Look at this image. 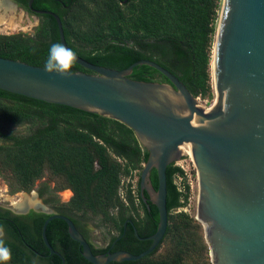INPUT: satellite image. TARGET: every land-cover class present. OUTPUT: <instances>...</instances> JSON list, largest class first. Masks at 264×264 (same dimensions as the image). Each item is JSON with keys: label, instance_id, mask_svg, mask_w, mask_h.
<instances>
[{"label": "trees", "instance_id": "1", "mask_svg": "<svg viewBox=\"0 0 264 264\" xmlns=\"http://www.w3.org/2000/svg\"><path fill=\"white\" fill-rule=\"evenodd\" d=\"M222 5L223 0H130V8L121 11L110 27L72 26L65 29V35L69 47L94 65L121 71L139 61H153L174 74L195 97H211L213 52ZM56 42L60 43L58 28L47 26L36 28L33 37L0 35V57L44 68L49 46ZM78 72L93 74L75 63L72 73ZM130 78L170 83L162 73L147 65L136 67ZM22 125L32 127L29 134H8V127ZM148 157V151L134 132L120 122L0 90V175H11L12 194L31 192L46 172L62 178L63 188L71 190L73 196L66 204L57 201L54 210L72 221L96 220L99 227L113 228L121 238L116 251L140 255L151 245L147 238L157 232L158 209L150 202L149 209L143 201L140 183L142 219L135 217L139 214L132 191H128L124 201L119 194L123 177L131 175L140 164H146ZM175 177L185 178L184 170L176 163L167 169L169 225L160 246L139 261L111 264H180V257L152 258L170 237L181 238L185 232L191 235L194 228L204 233L202 239L210 257L203 225L184 213L173 214L184 208L183 201H187V195L175 184ZM150 180L157 190L156 170L152 171ZM186 191L189 192V187ZM0 215L10 217L11 213ZM29 217L31 224L24 221L27 217L13 218L20 221L26 246L37 248L44 244L43 226L50 216L31 212ZM129 217L135 222L139 237L134 228L125 231ZM2 226L13 237V242L5 243L11 249V264H35L31 251L18 245L21 234L8 222H2ZM47 237L66 264H91L81 251L73 253L72 248L79 249V244L71 239L63 220L49 223ZM104 252L95 251V254ZM53 264H62V260L56 259Z\"/></svg>", "mask_w": 264, "mask_h": 264}, {"label": "water", "instance_id": "2", "mask_svg": "<svg viewBox=\"0 0 264 264\" xmlns=\"http://www.w3.org/2000/svg\"><path fill=\"white\" fill-rule=\"evenodd\" d=\"M53 17L61 44L70 48L61 19ZM75 63L93 74L61 78L42 67L0 57V90L130 128L149 153L140 194L145 203L157 207L160 220L142 254L95 255L74 222L55 214L42 231L51 253L55 251L47 228L55 219L67 224L70 237L91 264L134 262L155 252L169 225L167 169L182 160L180 148L190 143L188 153L199 178L197 220L204 226L212 264H264V0H223L213 52L217 103L209 110L174 74L153 61H139L121 71L78 55ZM143 65L158 70L170 83L131 79L135 68ZM153 170L158 174L157 190L150 180Z\"/></svg>", "mask_w": 264, "mask_h": 264}, {"label": "rangeland", "instance_id": "3", "mask_svg": "<svg viewBox=\"0 0 264 264\" xmlns=\"http://www.w3.org/2000/svg\"><path fill=\"white\" fill-rule=\"evenodd\" d=\"M0 21V35H22L33 37L36 30V24L32 20L31 15L24 14L16 9L7 10L6 8V11H0ZM2 24L4 25L1 26ZM195 98L197 99L198 104L205 110H209L216 105L217 102L213 73L212 96L202 97L200 95ZM31 128L32 127L30 125H22L8 127L7 130L9 131L8 134L23 136L29 134ZM118 161L125 164L122 160ZM144 165L145 164L143 163L140 164L135 170H132L131 175L123 177L121 184L124 198L127 196L129 190L134 192L132 194L136 202L135 204L139 216L135 213H133V216L135 214L137 219H142L144 217V210L138 199L139 183H141V174ZM176 166L180 167L185 172V178L175 177V184L181 192L187 195V201H183V203L186 202L184 208L176 210L173 214L179 215L184 213L191 219L198 221L197 205L199 200V178L192 155L189 153H183L182 160L177 162ZM10 176L11 175L9 173H6L4 176L0 175V206L9 208L16 213H22L32 208V205L29 204H31V201H36V203L38 202L36 196L39 192L44 193L47 197L46 200L52 207H54L57 201L61 204H66L72 197V193L68 189L63 188L64 182L62 178L53 176L49 172L44 174L43 179L36 183L31 192H19L17 194H12ZM186 187H189V192L186 191ZM20 204L27 206L24 209L19 207ZM89 222L92 223V241L97 247H106L112 234H116V236H118L119 232L115 231L111 227L105 226L98 227L99 229H97L96 220ZM191 233V235H188V232H185L184 235L182 234L181 238L177 239H175V237L179 235L170 237L167 242L162 245L161 249L153 256L152 260L166 257H180V264H211V259L202 239L204 233H202L201 229L198 228L192 229ZM180 242L181 244L179 245Z\"/></svg>", "mask_w": 264, "mask_h": 264}, {"label": "flooded vegetation", "instance_id": "4", "mask_svg": "<svg viewBox=\"0 0 264 264\" xmlns=\"http://www.w3.org/2000/svg\"><path fill=\"white\" fill-rule=\"evenodd\" d=\"M6 8L7 10L16 9L20 12H23L24 14L31 15L32 20L36 24L35 26L36 28L40 26L58 28L57 21L53 17V15H56L61 19L65 31V29L70 28L72 26H79L83 28L110 27L111 24L116 23V19L119 18V13L121 11H127V9L130 8V0H0V11L1 12L6 11ZM3 25L4 24H2L1 26ZM66 41L67 43H69L67 38ZM69 191L72 193L71 190ZM36 198L38 199L37 205L35 206L32 205V208L22 213H16L9 208L0 206V214H6L7 212L11 213L10 217H3L0 215V226H2V222H8L13 227L14 231H16L18 234H21V240L19 241L20 243L18 242L17 243L23 250L31 251V255L35 264H53L55 263L56 259H61L62 264H66V260L62 256V254L55 248H53L55 254H52L45 243L42 246H38L37 248H32V247L28 248L26 246L27 240L25 239L24 235H22V231L20 228V221L18 222L14 220L15 218H13V217H27V219L25 220L23 219V220L28 224H31L32 218L29 217L31 212H34L36 214H46L49 215L50 217L55 214H58L46 200L47 197L45 195L41 196V192L38 193ZM73 222L77 227V229L80 231V233L90 243L94 254L95 251H101V250H104L105 252L99 255L118 252L116 251V245L117 242L121 239L120 233H118V236H116V234H112L110 236L109 242L107 243L106 247H97L92 241V237H91L92 223L87 221L81 222L77 220V218H75ZM96 225H97V229H99L97 223ZM133 225L136 227L133 219H131L130 217L127 218V221L124 225L125 231L128 230L129 228L130 229L134 228ZM2 239L4 240L5 243L13 242V240H11L13 239V237L9 233H7L4 227H3ZM74 248L76 247L74 246ZM43 250L45 252L48 251L50 253L43 255L41 253V251ZM78 250L81 251L82 254L80 245H79V249L77 248V250L72 248L73 253L78 252ZM119 251H124V250H119ZM8 264H11V262L9 261Z\"/></svg>", "mask_w": 264, "mask_h": 264}, {"label": "clouds", "instance_id": "5", "mask_svg": "<svg viewBox=\"0 0 264 264\" xmlns=\"http://www.w3.org/2000/svg\"><path fill=\"white\" fill-rule=\"evenodd\" d=\"M77 60L76 52L63 44L56 42L49 46L47 57L44 61V71L56 74L61 78L72 75V69ZM3 237V227L0 226V264H8L12 258L11 249L6 246Z\"/></svg>", "mask_w": 264, "mask_h": 264}, {"label": "bare ground", "instance_id": "6", "mask_svg": "<svg viewBox=\"0 0 264 264\" xmlns=\"http://www.w3.org/2000/svg\"><path fill=\"white\" fill-rule=\"evenodd\" d=\"M0 24H1V21H0ZM212 72H213V63H212ZM214 75V74H213ZM214 81V80H213ZM189 145H190V143H186V144H184L181 148H180V150L182 151V153H188V150H189ZM191 155V154H190ZM30 201V200H29ZM39 204V203H38ZM29 205H33V206H35V205H37V203H36V201H31V204H29ZM27 206V205H26ZM25 205H23V204H20L19 205V207H21V208H24L25 209V207H26ZM23 210V209H22Z\"/></svg>", "mask_w": 264, "mask_h": 264}, {"label": "built area", "instance_id": "7", "mask_svg": "<svg viewBox=\"0 0 264 264\" xmlns=\"http://www.w3.org/2000/svg\"><path fill=\"white\" fill-rule=\"evenodd\" d=\"M120 191L121 192H119V194H120V197L122 198V199H124V200H126V197L124 198V196H123V193H122V188H120ZM132 193H134V192H132ZM138 199H139V197H138Z\"/></svg>", "mask_w": 264, "mask_h": 264}]
</instances>
